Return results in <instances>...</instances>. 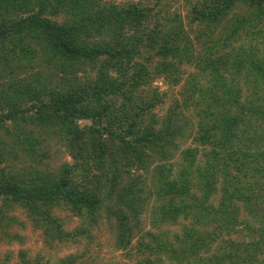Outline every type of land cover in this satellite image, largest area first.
<instances>
[{
    "label": "trees",
    "instance_id": "obj_1",
    "mask_svg": "<svg viewBox=\"0 0 264 264\" xmlns=\"http://www.w3.org/2000/svg\"><path fill=\"white\" fill-rule=\"evenodd\" d=\"M187 2L183 23L164 0H0V240L19 241L11 231L25 226L22 216L26 224H46L50 239L74 242L83 234L65 229L66 210L92 216L104 200L114 246L125 250L127 211L135 219L153 196L164 201L158 223L176 225L182 215L190 225L173 243L150 235L151 243L127 250L132 264H264V0ZM223 23L229 27L222 37ZM26 40L34 48L20 45ZM231 40L239 52L213 58ZM36 60L54 72L43 75ZM187 65L208 77L196 84ZM149 76L171 88L181 83L160 114L151 110L163 94ZM35 126L65 143L70 161L56 171L11 163L16 149L44 156L36 154ZM188 139L176 167L165 165ZM206 143L208 151H200ZM152 153L166 170L157 167L154 190L143 195L130 167L144 168ZM240 203L250 220L245 239L235 241L226 235L239 223ZM52 208L62 216H50ZM209 226L218 233L202 235ZM17 256L18 264H41L26 251Z\"/></svg>",
    "mask_w": 264,
    "mask_h": 264
},
{
    "label": "rangeland",
    "instance_id": "obj_2",
    "mask_svg": "<svg viewBox=\"0 0 264 264\" xmlns=\"http://www.w3.org/2000/svg\"><path fill=\"white\" fill-rule=\"evenodd\" d=\"M119 1L120 0H100V4H105L108 2L116 3ZM164 1H170V12L175 11L176 13H178V17L181 19V21L183 23H186L185 16L189 15L190 12V7L187 1L191 0ZM222 26L223 27L220 29V36L223 37L227 30L226 28L229 27V25L223 23ZM231 42L232 47L224 46L222 49L215 53L213 58L218 55H224L223 58L232 57L235 52H239V42H235L233 40H231ZM246 43L247 40L243 44ZM20 45L23 47L34 48L35 44H32L31 42L26 40V42ZM36 62L38 63V65H40L41 69H43L39 70L43 75L46 76L54 72V70H51V67L47 66L43 61L36 60ZM34 70H36V68H34L33 71ZM185 71L186 77L193 74L196 84L201 81L203 76L207 78L209 73L207 71L205 73L206 76L203 74L201 77H196L195 73L198 74L201 73V71L198 72L197 69L195 70L188 65L186 66ZM55 81L56 77L53 76L50 83L46 84V89L41 93V97H44V93H46L49 88L55 84ZM149 81H152V87L157 88L158 94H163L160 99L157 98V102L151 110L152 114H160V112H163L169 106L171 98H174V96L176 95L177 89L179 90L181 88V83L176 87L171 88L170 86L163 83L164 81L161 77L149 76ZM185 116L189 118L190 112H185ZM211 120L209 121L208 125L211 123ZM195 129L196 126L192 127L193 131H195ZM32 131L33 133L30 132V134L38 141L37 145L35 146L37 150L36 154L44 153V156H41V158L37 159L36 157H34V155H32L29 158L26 157V155L19 149H16V155L18 158L16 157V161L11 160V163L15 165V168L17 167V170H19L18 168H20L21 166L30 164L32 167L44 171H56L61 165L70 161V158L66 152L65 143L56 131L36 126L32 128ZM189 143L190 139L186 141L185 145L183 144L182 146H180L177 151L175 150L172 154V159L165 163V165H172L174 169L180 161V152L184 148H186V145H188ZM209 147V144L206 143L202 145L200 151H202V149H205L207 152ZM224 160L225 159L223 157H220L217 162H223ZM157 167H161L162 171H164L165 173L166 168L164 167L163 163H161L158 156L155 155V153H152V157L149 159V161L146 162L144 168L137 165H132L130 167V172L132 173L131 176L141 181L134 187L135 189L140 188L141 194L146 195V193H152V191L154 190V182L151 181V178L155 173ZM219 168L224 167L222 164H220ZM227 171L233 174V169L230 166H227ZM174 172L175 171L173 170V175H175ZM217 181L218 182L216 184V187L218 188L219 183H221V178H218ZM156 185L157 184H155V186ZM189 194L196 195L195 189L191 188ZM218 199L219 195L213 194L211 195L209 202L213 203V205H216L218 203ZM101 201L100 205L96 206V208L94 209L92 216L85 212H83L80 216H73L68 210H66V213L70 217V222L69 226L65 229L72 231L73 228H77V230L82 231L81 233L83 234L74 236L73 239H76V241L69 243L50 239L47 234L48 232L46 231V224L41 225L38 222L36 226H32V222L30 224H26L25 222L27 220L20 216L23 219L22 223L26 227L23 225H19L15 228H12L11 232L19 235V241L7 240L6 238H9L8 236L4 238L2 236V239L0 240V263L18 264L17 254L19 252L26 251L30 257L38 256V258L41 260V264H62L66 261L67 257H72V255H81L80 260H77L75 264H132V262H130L127 258V250H135L138 246V243L139 247L148 244L150 242V235L156 238H162V236L165 234L167 239L173 243L176 236L180 233V230L188 228L191 221L189 217L182 218V215H179L176 225L162 224L161 222L158 223V218L156 217H158L159 209L160 207H162V205H164V201L156 200L153 196H150L145 205H142V207L139 208L137 214L135 215V219H132V213L127 211V214L129 216V224L132 227L131 245L125 250H120L114 246L115 234L112 230L114 219L107 217L104 210V200ZM185 203H188V200H185ZM178 204L179 201L178 199H176V205ZM238 207L240 213V220L238 225L233 228V231L230 233V235L219 232V234L221 235H219L218 237L226 235L228 237H232L235 241L245 239V237L241 236L246 232V222H248L250 219L248 216H246L244 212L245 210L241 209V203L238 205ZM123 208V205H119L118 209L121 210ZM59 213V211H55V209L52 208L49 215L53 216L58 215ZM61 216L62 214L60 213L59 217ZM196 229L197 231H202L201 228L196 227ZM216 229V226H209L202 233V235L211 232L218 233V231L216 232ZM216 238H214V240Z\"/></svg>",
    "mask_w": 264,
    "mask_h": 264
}]
</instances>
